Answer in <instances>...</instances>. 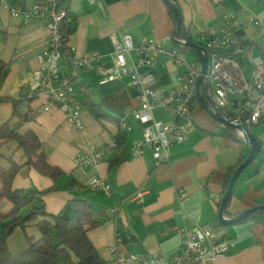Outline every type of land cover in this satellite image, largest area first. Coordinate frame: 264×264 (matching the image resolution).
I'll return each mask as SVG.
<instances>
[{"label": "crops", "instance_id": "obj_1", "mask_svg": "<svg viewBox=\"0 0 264 264\" xmlns=\"http://www.w3.org/2000/svg\"><path fill=\"white\" fill-rule=\"evenodd\" d=\"M34 1H0V60L12 61L4 67L5 76L0 79L2 97H31L30 88L39 70L37 53L46 38V22L14 16L9 8L19 6L29 10ZM173 1L181 11L184 27L192 40L195 37L200 42L201 32L218 30L223 16L235 12L241 24L237 35L245 36V48L252 50V56L264 55V0ZM59 2L72 18L65 48L96 54L106 65L112 62L111 34H129L135 44L143 39H156L166 49L177 45L169 39L177 29L163 0ZM241 9L246 12L241 13ZM249 13L256 14L261 23H248ZM66 56L65 51L61 63ZM241 61L248 71L249 59L242 57ZM179 71L181 68H176L164 56L157 58L154 75L159 85L173 87ZM75 91L81 103L96 106L95 113L82 107L80 129L68 122L57 108L39 112L30 120L23 118L45 102L43 94L23 103L19 116L12 115L10 102L0 103V124L9 122L19 133L34 131L43 143L48 163L63 172L59 189L42 196L47 213L71 215L67 203L73 198L86 199L93 207L104 209L107 218L90 229L88 237L108 264H116L114 254L124 256L125 264H142L141 258L147 255L172 256L180 250V228L217 223L230 247L214 264H264V210L229 224L218 220L227 170L250 151L245 141L223 134L224 127L199 103L193 112L194 129L186 140L169 147L167 161L155 164L148 148H144L141 156L133 158L130 149L134 140L142 138L141 125L130 114L125 117L131 126L129 131H121L118 123L125 112H131L138 105V91L128 85V78L105 81L94 69H87L80 73ZM154 115L164 122L170 119L161 109H156ZM249 131L260 143V150L235 182L224 210L227 219L264 204V118L251 125ZM114 139H118L119 147L108 159L87 167L75 165L77 154ZM9 157L18 164L26 160L14 141L0 147V170L9 167ZM115 158L119 160L111 166ZM95 177H101L109 185V194L89 188ZM52 185L50 177L26 165L19 169L12 183L13 189L25 191H45ZM182 192L187 193L185 198H181ZM11 207L7 198L0 200L1 213L9 212ZM36 221L16 227L8 236L7 245L13 254L26 253L29 240L41 237ZM129 254L136 255L137 259H129ZM69 256L77 263L72 251Z\"/></svg>", "mask_w": 264, "mask_h": 264}, {"label": "built area", "instance_id": "obj_2", "mask_svg": "<svg viewBox=\"0 0 264 264\" xmlns=\"http://www.w3.org/2000/svg\"><path fill=\"white\" fill-rule=\"evenodd\" d=\"M3 1V0H0ZM9 11L14 16L24 19L44 20L46 38L37 53L39 70L30 88V96L43 94L45 102L30 112L34 117L42 111L59 109L75 128L82 127L80 113L81 102L76 97V83L80 73L94 69L105 81L128 78V85L138 91V105L131 112H125L118 119L121 131H129L131 126L125 121L130 114L141 125L142 138L134 140L130 149L133 158L143 154L144 148L151 151L155 164L168 160L169 147L187 139L194 129L193 112L200 101L196 93V82L201 74L200 62H189L184 55V39L172 35L169 39L176 46L166 49L156 39H143L135 44L131 35H110L113 46L112 62L106 65L93 53H78L65 48L70 13L59 0H35L31 9L11 6ZM245 13L246 9H241ZM248 23L260 24L259 17L249 13ZM241 24L237 13H226L216 31H203L199 34L201 45L207 52V70L199 85V94L213 114H220L234 124L237 136L244 140V129L264 118V55L252 56V50L245 48V36L237 35ZM65 60H60L64 52ZM164 56L172 62L178 72L177 82L171 88L159 85L154 75L157 58ZM242 57L249 59L251 68L242 64ZM156 109L166 112L167 122L155 117ZM222 127H225L220 123ZM118 139L100 147H90L74 158L76 166H92L108 159L112 151L118 149ZM89 188L109 194V185L95 177ZM181 198L187 196L181 193ZM181 236L180 250L169 257L161 254L147 255L141 258L142 264H214L229 250V242L218 226L194 225L179 229ZM129 259H137L129 254ZM116 264H125L122 255L114 254Z\"/></svg>", "mask_w": 264, "mask_h": 264}, {"label": "trees", "instance_id": "obj_3", "mask_svg": "<svg viewBox=\"0 0 264 264\" xmlns=\"http://www.w3.org/2000/svg\"><path fill=\"white\" fill-rule=\"evenodd\" d=\"M173 35L177 38L182 37L178 30ZM185 48L188 47L185 46ZM10 62L0 60V79L5 76L3 69ZM33 97L0 96V103L10 102L12 115L19 116L21 115L19 111L21 105L25 102H31ZM81 105L95 113L96 106L94 104L83 102ZM96 116L98 115L96 114ZM23 118L30 120L33 117L27 115ZM223 134L244 142L237 137L233 129L228 127H224ZM10 141H14L17 148L23 151L26 160L23 164H18L12 157H9L7 159L9 167L0 170V200L7 198L12 203L9 212H0V264H56V259L59 256L66 258L69 264H74L70 259L69 251H72L78 259L75 264H108L98 255L88 237V231L106 219L107 212L104 209L93 207L86 199L73 198L67 203L71 215L62 212L58 214L47 213L42 196L47 192L59 189L58 180L62 176V170L48 163L47 155L43 150V143L34 131L27 130L24 133H19L9 122H4L0 124V147L3 143ZM244 159L245 156L241 157L235 166L227 170L223 193L232 173ZM118 160V158L112 160L111 166L115 165ZM25 165L50 177L53 180V185L45 191L13 189V179L19 169ZM35 220H37L36 226L41 237L35 241L29 240V248L26 253L28 252L31 258L21 257L23 254H13L7 245L8 236L16 227H25Z\"/></svg>", "mask_w": 264, "mask_h": 264}, {"label": "water", "instance_id": "obj_4", "mask_svg": "<svg viewBox=\"0 0 264 264\" xmlns=\"http://www.w3.org/2000/svg\"><path fill=\"white\" fill-rule=\"evenodd\" d=\"M165 4L168 6L170 12L172 13V16L174 18L175 24H176V29L181 32L183 39L185 41L184 45L188 48H191L195 50L198 54V61L201 64V74L197 79L196 82V93L199 97V101L202 104V106L207 110V112L219 123L223 124L225 127H228L230 129H236L234 124L230 123L228 120L224 119L220 114H213L210 109L207 107V105L204 103L201 95L199 94V85L203 79V76L206 73L207 70V52L205 49L199 45L198 43L194 42L189 34L187 33L183 20H182V15L179 7L173 0H163ZM244 141L250 146V151L245 157V159L237 166V168L234 170L232 173L228 185L225 189V192L221 198L220 201V206H219V211H218V220L222 224H229L230 222L234 221H239L241 219H244L248 217L251 213L255 211H260L264 210V204L254 206L252 208H249L243 212H240L237 214L234 218L232 219H227L224 217V210L228 201V198L232 192V189L235 185L236 180L240 176V174L243 172L245 168L248 167V165L251 164V162L256 158L257 154L259 153L260 150V145L255 136L249 131V129L245 128L244 129Z\"/></svg>", "mask_w": 264, "mask_h": 264}, {"label": "rangeland", "instance_id": "obj_5", "mask_svg": "<svg viewBox=\"0 0 264 264\" xmlns=\"http://www.w3.org/2000/svg\"><path fill=\"white\" fill-rule=\"evenodd\" d=\"M193 40L198 43L199 41L197 40V38L193 37ZM184 55L185 58L189 61V62H198V54L195 50L191 49V48H185L184 49ZM248 74V71H247ZM60 184V179L58 180V185ZM21 257L23 258H27L30 259L31 256L30 254L27 252L25 254H23ZM56 264H69L67 259L64 257H57L56 259Z\"/></svg>", "mask_w": 264, "mask_h": 264}]
</instances>
